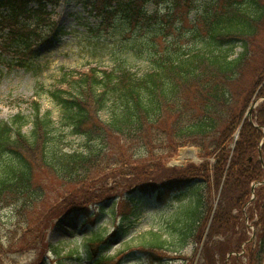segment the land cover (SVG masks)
I'll list each match as a JSON object with an SVG mask.
<instances>
[{
    "label": "trees",
    "instance_id": "1",
    "mask_svg": "<svg viewBox=\"0 0 264 264\" xmlns=\"http://www.w3.org/2000/svg\"><path fill=\"white\" fill-rule=\"evenodd\" d=\"M60 1L0 2V9L8 12L0 26L9 29L8 43L21 66L29 67L32 44L43 41L38 31L49 19L48 7ZM164 1L89 0V4L104 17V24L120 20L117 15L121 14L130 27H136L157 18L149 16L148 4L159 6ZM197 1L173 3L176 14L181 9L183 15L193 10L201 13L195 32L200 42L192 50L155 47L147 53L150 67L143 74L118 62L112 70L92 69L63 76L65 90H55L50 96L60 108V122L70 129L68 135L84 139L83 150H66V133L56 136L52 112L43 114L37 101L31 104V118L19 114L10 122L0 123V210L10 205L16 207L17 214L37 209L34 207L44 193L34 180L38 171H46L72 188L49 211L53 218L71 220L89 206L103 211L101 205L122 192L133 204L123 218L129 221L137 213L138 191L147 190L148 195L163 202L194 184L199 193L190 207L175 213L170 238L164 237L165 231L150 232V240L141 245L140 251L148 259L163 261L165 254L177 253L169 245L202 241L212 208L210 201L206 203V194L211 187L219 188L225 178L211 226L217 229L226 225L231 232L221 262L229 253L243 251V244L250 239L246 219L250 220L249 213L255 209L259 211L256 236L244 248L245 254L231 256L229 263L240 264L245 257L247 264H264V186L247 209L252 185L264 181V101L253 111L252 121L246 117L253 100L264 98V0H209L203 11L196 7ZM28 19L36 22L34 28ZM49 25L53 26L48 23L46 27ZM165 35H170L168 29ZM27 125L32 126L30 135L23 131ZM241 125L239 140L229 157L226 145ZM188 146L199 148L202 158H215L212 172L206 163L199 168L167 167L179 150ZM108 179L116 186L107 188ZM213 231L210 241L215 237ZM126 232L120 228L108 238L99 232L86 236L85 254L93 264H113L117 255L108 256V243ZM52 247L54 264H65L63 261L75 254L70 251L66 259L60 258V249ZM211 250L210 245L205 248V261ZM4 253L0 240L1 261Z\"/></svg>",
    "mask_w": 264,
    "mask_h": 264
},
{
    "label": "rangeland",
    "instance_id": "2",
    "mask_svg": "<svg viewBox=\"0 0 264 264\" xmlns=\"http://www.w3.org/2000/svg\"><path fill=\"white\" fill-rule=\"evenodd\" d=\"M208 1L199 0L196 2V7L203 11ZM173 3L174 0H165L159 6L153 3L148 4L149 16L157 18L149 19L146 27L142 24L130 27L126 20L122 19L121 14L118 15L121 21L112 20L109 25L103 24L102 16L91 11L89 0H62L57 7H50L48 10L51 16L45 20L44 26L49 23L54 27L51 29L49 25L48 28L43 27L39 31L44 34L46 40L43 44H33L32 50L35 49V54L30 53L32 60L28 68H23L14 55L1 54L0 123L10 122L19 114L31 118L33 112L31 104L37 96L40 98L42 113L52 111V118L58 128L55 132L56 136H63V133H66L64 138L66 150L69 152L83 150L84 139L68 135L70 129H65L60 122L61 111L50 98L51 92L65 90L66 85H63L62 79L68 71H88L93 67L112 70L120 62L134 72L143 74L150 67L149 61L146 60L147 53L153 51L155 47L160 49L167 46L173 50L176 48L184 51L192 50L200 42L195 32L196 22L201 13L193 10L183 15V9H181L176 14ZM0 13L7 14L5 9H1ZM21 19L24 20L23 17ZM31 21L34 23V28L35 22L28 19V22L31 23ZM167 29L170 32L169 36L165 35ZM7 30L0 32V41H2L1 36L8 33ZM258 103L260 102L257 101L255 104L258 105ZM23 131L26 135H30L32 126H25ZM234 145V140L226 145V149L230 152L229 157H232L234 153L236 147ZM186 149H195L199 162L187 160L184 162V169L189 166L199 168L206 163L209 165V173L213 171L210 168L214 165L213 157H199L201 150L197 147ZM180 155L181 152L167 164V167H174V162ZM176 168L179 169V167ZM34 180L44 192L39 205L34 207L37 209L17 214L16 207L10 205L0 210V240L5 245V253L2 256L4 260H0V264H38L42 257H44L42 264H54L55 256L53 252H49L48 245L51 249H53L52 246L60 249V258L68 256L70 251L75 252L72 258H65L66 262L63 261L65 264H91L84 255V238L95 232L104 234L108 238L120 228L126 230V234L110 239L106 249L109 256L117 255L113 264H236L233 261L229 263L228 256L224 263L220 259L221 254H224L226 243L230 241L231 232L229 229L226 230L227 226L211 229L212 222L207 231L216 202L221 201L219 191L225 178L221 179L219 188L211 187L210 193L206 194V203L210 201L212 208L202 241L187 243L186 246H180L177 243L174 247L169 245V249L177 250V253L165 254L167 258L163 261L148 259V255L140 251L141 245L145 240H150L148 233L151 231H165L164 237L170 238L175 213L182 207H190L195 200V195L199 193H196L194 184L166 197L163 202L145 191H138L135 194L137 213L133 214L129 221H124L123 218L133 209V204L127 202L128 198L125 193L121 195L122 192L115 193L117 194L115 199L103 203L101 205L103 211L89 206L81 215L82 217L71 220L64 217L53 218L49 211L54 204L62 201L61 199L68 195L72 188L60 183L46 171L36 172ZM106 186L109 189L113 188L116 186L115 181L108 179ZM262 186L264 184L256 187L258 195ZM258 212L254 209L249 213L251 226L259 219ZM211 231L215 232V237L210 241L208 238H210L209 235L211 236ZM252 234V227H250L248 237ZM208 245L212 247V250L210 257L205 261L204 250ZM239 263L247 264V258L242 257V262Z\"/></svg>",
    "mask_w": 264,
    "mask_h": 264
},
{
    "label": "bare ground",
    "instance_id": "3",
    "mask_svg": "<svg viewBox=\"0 0 264 264\" xmlns=\"http://www.w3.org/2000/svg\"><path fill=\"white\" fill-rule=\"evenodd\" d=\"M263 85H264V83H263ZM260 88H263V86L260 87ZM255 109L256 108L252 107L253 111ZM238 137H239V133L236 134L235 142L239 139ZM187 160H194L195 162H199V158H198V156H197V154L195 152L189 151V150H183L181 152V156L177 160H175V163L182 164V163L186 162ZM213 163L215 165L216 161L214 160Z\"/></svg>",
    "mask_w": 264,
    "mask_h": 264
},
{
    "label": "water",
    "instance_id": "4",
    "mask_svg": "<svg viewBox=\"0 0 264 264\" xmlns=\"http://www.w3.org/2000/svg\"><path fill=\"white\" fill-rule=\"evenodd\" d=\"M257 105L256 104H254L252 107H256ZM252 108H251V110L248 112V118L250 119V120H252ZM239 133V132H238ZM237 133V134H238ZM236 137V136H235ZM239 138V137H238ZM237 142V141H236ZM175 165H178L177 163H175ZM253 192H254V190H253Z\"/></svg>",
    "mask_w": 264,
    "mask_h": 264
}]
</instances>
